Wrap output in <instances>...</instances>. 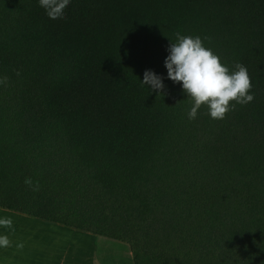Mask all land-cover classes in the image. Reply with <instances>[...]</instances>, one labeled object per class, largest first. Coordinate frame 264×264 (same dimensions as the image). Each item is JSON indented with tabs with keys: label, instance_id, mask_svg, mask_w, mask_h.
<instances>
[{
	"label": "trees",
	"instance_id": "obj_1",
	"mask_svg": "<svg viewBox=\"0 0 264 264\" xmlns=\"http://www.w3.org/2000/svg\"><path fill=\"white\" fill-rule=\"evenodd\" d=\"M200 36L253 100L223 120L164 79ZM0 208L130 245L135 264H264V0H0Z\"/></svg>",
	"mask_w": 264,
	"mask_h": 264
},
{
	"label": "clouds",
	"instance_id": "obj_2",
	"mask_svg": "<svg viewBox=\"0 0 264 264\" xmlns=\"http://www.w3.org/2000/svg\"><path fill=\"white\" fill-rule=\"evenodd\" d=\"M71 0H37L38 6L47 18L59 20L65 18V10ZM163 61L166 77L151 69H146L140 84L150 92L162 93L164 79L178 84L186 99L191 102L187 118L193 120L203 107L213 120H223L236 105H245L253 100L251 81L247 68L236 63L233 68L221 62L211 48L204 46L200 36L176 33L170 40ZM7 78L0 79V84ZM10 224L11 221H0ZM6 236H0V246H7Z\"/></svg>",
	"mask_w": 264,
	"mask_h": 264
},
{
	"label": "crops",
	"instance_id": "obj_3",
	"mask_svg": "<svg viewBox=\"0 0 264 264\" xmlns=\"http://www.w3.org/2000/svg\"><path fill=\"white\" fill-rule=\"evenodd\" d=\"M7 220L0 223L8 239L0 264H135L127 242L0 208V221Z\"/></svg>",
	"mask_w": 264,
	"mask_h": 264
},
{
	"label": "rangeland",
	"instance_id": "obj_4",
	"mask_svg": "<svg viewBox=\"0 0 264 264\" xmlns=\"http://www.w3.org/2000/svg\"><path fill=\"white\" fill-rule=\"evenodd\" d=\"M108 254L112 255V253H108ZM107 259H108V262L112 263L113 258L111 259V257H107Z\"/></svg>",
	"mask_w": 264,
	"mask_h": 264
}]
</instances>
